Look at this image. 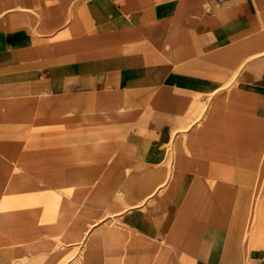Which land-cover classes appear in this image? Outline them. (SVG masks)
<instances>
[{
    "label": "crops",
    "instance_id": "obj_1",
    "mask_svg": "<svg viewBox=\"0 0 264 264\" xmlns=\"http://www.w3.org/2000/svg\"><path fill=\"white\" fill-rule=\"evenodd\" d=\"M37 2L42 15L26 11L25 25L14 23L8 28V18H0V197L3 164L17 170L14 158L19 153L48 149L55 141L63 146L67 136L80 132L76 115L45 118L42 112L46 107L54 102L89 106L96 97L103 99L114 91L147 95L151 99L140 112L138 125L149 132L145 149L155 152L152 162L158 174L156 186H169L171 176L164 175V159L167 152L175 153L178 158L183 142L193 152L185 154L180 150L187 165L188 184L182 197L170 198L167 208L165 203L153 201L116 218L118 229L93 241V264H264V185L260 187V198L244 201L238 205V211H235V195H229L228 210L214 196L216 213L226 223L224 228L207 227L200 231L191 228L198 222L194 208L200 205L192 201L186 204L188 209L192 208L186 213L187 225L189 222L191 226L179 229L181 208L197 175L209 186L216 168L217 172H224L227 167L218 158H228L230 162L245 160L256 166L262 157L257 151L238 150L235 141H226V132L221 139V129L218 138L212 134L206 137L189 133L198 122L203 126L213 125L207 122L212 103L234 91L224 87L218 78L191 72L183 65L203 55L226 52L262 30L264 0ZM18 12V9L13 11ZM18 20L22 19L18 17ZM66 31L68 35L53 39L57 33ZM151 58L156 59L152 64ZM34 60H40L41 64L32 65ZM228 61L235 66L241 59L233 57ZM237 79L238 90L255 105L254 114L264 119V55L246 62ZM160 91L165 93L164 97L176 100V108L156 101ZM191 101L205 104L201 118L191 117L188 111ZM233 108L241 109L239 105ZM67 125L74 126L68 134L64 128ZM181 125L192 126L185 133H174L171 141V131ZM227 125L232 126L227 122L218 126ZM51 127H58L56 136L51 135ZM27 130L32 138L20 148L3 137ZM256 167L249 173V185L254 181L255 188ZM153 194L148 199H153ZM206 213L204 209L203 215ZM239 218L249 227L248 234L238 223L227 228L228 222L232 224ZM8 221L6 212L0 213V227H5ZM20 222L29 223L25 225V233L19 224L3 228L7 234L11 233L16 244L0 245V264L59 262L65 255V247L60 243L65 242L60 231L55 230V224H39L33 215L22 216ZM7 234L0 231V239ZM178 238L189 243L176 247L173 239ZM165 240H168L166 246H156ZM37 241H49L54 247L39 251L33 245Z\"/></svg>",
    "mask_w": 264,
    "mask_h": 264
},
{
    "label": "rangeland",
    "instance_id": "obj_2",
    "mask_svg": "<svg viewBox=\"0 0 264 264\" xmlns=\"http://www.w3.org/2000/svg\"><path fill=\"white\" fill-rule=\"evenodd\" d=\"M17 9L19 12L13 13ZM26 11L42 15L37 0H0V18H8L6 20L8 28L14 23L25 25ZM18 17L22 20H18ZM12 18L17 22L8 21ZM261 18H264V13H261ZM68 32L60 35L57 33L53 39L64 37ZM262 55H264V23L262 30L244 40L241 45L220 54L203 55L183 65L191 72L218 78L223 81L224 87H231L234 92L212 103L207 122L213 125L203 126L201 122L193 127L181 125L171 131V141L174 133L177 131L179 134L185 133L190 127L191 134H204L206 137L212 134L215 138L219 137V129H221V139L226 132V141H235L238 150L257 151L262 157L259 158L257 167L253 162L245 160L230 162L228 158H218L217 160L227 167L224 172L222 170L217 172L216 168V173L209 179V186L200 174L197 175L185 197L181 208L183 213L180 217L178 215L180 230L191 226L189 222L187 225L186 213L192 208L188 209L186 204L192 201L200 205L194 208L193 213L198 222L191 228L200 231L207 227L224 228L226 225L216 213L215 195L219 201L225 203L227 210L230 209L229 195H235L233 196L235 211H238V205L243 204L244 201L260 198V187L264 185V119L254 114V103L236 86L239 84L237 79L239 70L246 62ZM233 57H239L241 62L234 66L228 61ZM155 61L156 59H150L151 64ZM40 64V60L32 62L35 66ZM164 95L163 91L158 92L156 101L168 107H175L176 100ZM150 99L151 97L147 95H125L121 91H114L103 99L96 97L89 106H81L78 102L65 104L54 102L46 107L42 112L45 118L76 115L80 132L75 131L67 136L63 146H59L55 141L50 143L48 149H29L21 155L19 153L17 158H14L17 170L3 164L1 181L4 185L1 188L0 213L6 212L9 221L5 227H0V231L6 235L7 232L3 228H12L19 224L23 226L22 230L25 233V225L29 223L20 222L21 217L33 215L39 220V224H55V230L58 229L64 236L65 244L60 243V246L65 247V255L56 264H93V241L100 236L103 238L110 236L112 230L118 229L119 221H116V218L131 209L145 207L153 201L163 202L167 208L170 198L182 197L188 178L187 165L180 150L185 154H192V148H188L185 142L181 143L178 158L175 153L167 152L164 159L166 163L164 175H170L171 181L169 186H156L158 174L152 162L155 152L149 153L145 149L146 135L149 132L146 127L138 125V116L149 104ZM233 105H239L241 109H234ZM205 107V104H195L191 101L188 111L192 118L197 119L204 115ZM224 122L232 126L220 128L218 125ZM64 128L68 134L74 126L67 125ZM57 129L58 127H51V135L56 136ZM24 133L11 137L4 134L3 137L20 148L32 138L29 130ZM255 167L256 188L254 181L249 185V173ZM238 182L241 184L239 185ZM151 192H154L155 197L148 199ZM204 200L206 207H203ZM204 209L206 215H203ZM178 217L172 224V231ZM237 223L243 230H247L248 234L249 227L241 218L232 224L228 222L227 228L230 229ZM53 229L51 227V230ZM173 240L176 242V247H185L186 243H189V240L185 242L180 238ZM167 243L168 240H165L164 243L156 246L163 247ZM7 244H16L11 233L0 239V245ZM33 245L39 251H48L54 247L49 241H37ZM160 250L165 249L160 248Z\"/></svg>",
    "mask_w": 264,
    "mask_h": 264
},
{
    "label": "bare ground",
    "instance_id": "obj_3",
    "mask_svg": "<svg viewBox=\"0 0 264 264\" xmlns=\"http://www.w3.org/2000/svg\"><path fill=\"white\" fill-rule=\"evenodd\" d=\"M222 175V174H221ZM170 180V179H169ZM168 183V182H167ZM166 185V184H165ZM219 191V190H218ZM227 192V191H226ZM220 195V194H219ZM4 219V218H3ZM2 221V220H1Z\"/></svg>",
    "mask_w": 264,
    "mask_h": 264
}]
</instances>
